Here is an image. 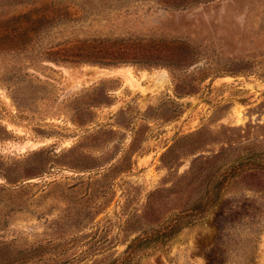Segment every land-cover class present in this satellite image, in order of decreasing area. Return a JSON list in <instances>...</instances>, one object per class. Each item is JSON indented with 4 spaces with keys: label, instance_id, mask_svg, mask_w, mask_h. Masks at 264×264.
I'll list each match as a JSON object with an SVG mask.
<instances>
[{
    "label": "rangeland",
    "instance_id": "1",
    "mask_svg": "<svg viewBox=\"0 0 264 264\" xmlns=\"http://www.w3.org/2000/svg\"><path fill=\"white\" fill-rule=\"evenodd\" d=\"M261 166L264 0H0V264H264Z\"/></svg>",
    "mask_w": 264,
    "mask_h": 264
},
{
    "label": "trees",
    "instance_id": "2",
    "mask_svg": "<svg viewBox=\"0 0 264 264\" xmlns=\"http://www.w3.org/2000/svg\"><path fill=\"white\" fill-rule=\"evenodd\" d=\"M26 19H29L31 24L35 23L36 21V18H32V14L29 15V17H27ZM81 44L83 45V48L80 49L78 55H82L83 57H93V55H95V57H100V54H108L106 49L109 46L101 39H88L81 42ZM117 59L121 58H116V60L114 61L119 62V60ZM122 62L124 61L122 60ZM239 168V165L234 166L232 168V172L237 171ZM181 219L182 218L180 217V215H177L170 223L164 224L160 228L154 229L151 232H146L143 235L136 236L127 244L123 253L119 256L114 257L108 264H139V253H144V250L146 248L155 244H157V246H163L167 240H169L176 232L180 230L179 228H181L182 225ZM188 222L189 221H186L184 223L187 224ZM7 246L11 247L10 243H8Z\"/></svg>",
    "mask_w": 264,
    "mask_h": 264
},
{
    "label": "bare ground",
    "instance_id": "3",
    "mask_svg": "<svg viewBox=\"0 0 264 264\" xmlns=\"http://www.w3.org/2000/svg\"><path fill=\"white\" fill-rule=\"evenodd\" d=\"M103 72L104 71H102V73ZM114 73L123 75L127 82H131L132 83L134 81V79L132 77V74H131V71H130L129 68H117L116 70H114Z\"/></svg>",
    "mask_w": 264,
    "mask_h": 264
}]
</instances>
